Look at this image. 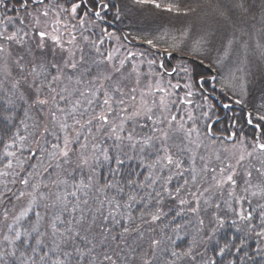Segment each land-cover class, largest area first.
I'll return each instance as SVG.
<instances>
[{"label": "snow or ice", "instance_id": "obj_1", "mask_svg": "<svg viewBox=\"0 0 264 264\" xmlns=\"http://www.w3.org/2000/svg\"><path fill=\"white\" fill-rule=\"evenodd\" d=\"M131 8L195 11L0 0V264H264V97L249 99L241 66L215 102L237 45L238 63L264 59L255 25L219 48L210 31L161 26L132 51L109 24Z\"/></svg>", "mask_w": 264, "mask_h": 264}, {"label": "trees", "instance_id": "obj_2", "mask_svg": "<svg viewBox=\"0 0 264 264\" xmlns=\"http://www.w3.org/2000/svg\"><path fill=\"white\" fill-rule=\"evenodd\" d=\"M206 0H185V5L187 7L194 8L195 11L190 13L186 17H181L178 20L175 18H170L169 14H154L153 12H150L148 10H141L136 8L128 9L125 14L122 16L121 20L116 21L112 19V14L109 13V20L115 23L120 31L122 33L128 34V43L125 41L126 45L131 48H138L140 50H144L147 46L143 45L140 41L134 40L133 37L137 35H143L145 33L152 34L154 33L158 28L161 26H175V27H191L192 29V35L195 36L196 34L203 32V31H209L207 25L205 23H209V27L211 26L212 29L218 30V32L215 34V44L217 48L221 47L223 43L226 42V38L231 34L225 32V24L220 19L219 16H216L212 14V10H210V4L211 1H217V8L219 11L223 10L229 14V17L231 20L233 18L236 20V27L237 28H244L245 31H247L251 26L254 24L255 28L253 29V34L256 38H259L261 43L264 44V34L260 33L261 25L258 22V10L260 7L257 6L256 0H245L246 7L250 9L248 15H243L241 12H238L237 10H234L231 6L236 3V0H223L222 2L220 0H209L207 3H205ZM256 4V7L254 8ZM254 9V10H253ZM3 10L0 9V12ZM140 11V13H139ZM143 11V12H141ZM254 13L255 15H253ZM8 15H13L14 13L12 11H8ZM246 16L251 17V19L245 21ZM256 16V17H255ZM255 18V19H253ZM243 21V23H241ZM205 28V29H203ZM212 30V31H213ZM211 31V30H210ZM239 35V33H237ZM247 39V37H245ZM140 43V44H138ZM253 47H254V41H251ZM237 52H239V45L236 46V51H234L233 56L230 60L226 61L224 66L219 69L220 75L217 77V84H216V93L218 96V100L221 102V100L224 99L222 94H220L219 89V82L220 80L228 76L229 71H235L237 67H243L244 71L242 73H238V75H247L248 79V90H249V99L255 101L256 103L261 102V97H264V59H261L259 56V51H249V63L246 64H240L237 62ZM243 52H239L240 60H243ZM168 63L175 64L176 59L175 57L172 58L170 61H167ZM199 71L207 72L206 68H197ZM249 70H255V74L251 73ZM260 70L262 72L260 73ZM218 104V101H215ZM219 105V104H218ZM219 115L221 116V120L219 123L215 124V127L217 128H223L227 124V114L225 117V111L221 110L219 112Z\"/></svg>", "mask_w": 264, "mask_h": 264}, {"label": "rangeland", "instance_id": "obj_3", "mask_svg": "<svg viewBox=\"0 0 264 264\" xmlns=\"http://www.w3.org/2000/svg\"><path fill=\"white\" fill-rule=\"evenodd\" d=\"M209 0H206L205 1V3H207ZM221 2L223 1V0H220ZM228 1H230V0H228ZM257 1V6L258 7H260L259 9H257L259 12H258V15H257V18H258V22H259V24L261 25V27H262V23H261V11H260V9H261V0H256ZM217 2V1H216ZM215 1H211V4H210V10H212V14H214V15H216V16H219L220 17V19L224 22V24L226 25L225 26V32H226V34L227 33H231L232 31H233V24H235L236 25V20L233 18V20H231L230 19V17H229V14H227L225 11H224V9L223 10H221V11H219V9L217 8L218 6H217V3H216ZM252 5H255L254 6V8L256 7V4L254 3V4H252ZM245 6H246V4H245ZM254 10V9H253ZM141 12H143V11H141ZM220 12H225L226 14H227V17H228V19H225V17H223V16H221L220 15ZM239 12V11H238ZM139 13H140V11H139ZM253 15H255L254 13H252ZM248 15V14H247ZM251 17L252 16H250V17H248V16H246V20L245 21H247V20H249V19H251ZM256 17V16H255ZM205 24H208L207 25V27H208V29H209V31L210 32H212L213 34H214V36H215V34L218 32V30H213L212 29V27L210 26L209 27V23H205ZM203 29H205V28H203ZM213 30V31H212ZM215 40H217V38H215ZM124 43H125V41H123ZM126 44V43H125ZM128 48H130L132 51H137V50H140V49H138V48H131V47H129V46H127ZM144 71H147V69H146V67L143 69ZM251 73H254L255 74V70H249ZM262 72V70H260V73ZM264 73V71L262 72V74Z\"/></svg>", "mask_w": 264, "mask_h": 264}, {"label": "flooded vegetation", "instance_id": "obj_4", "mask_svg": "<svg viewBox=\"0 0 264 264\" xmlns=\"http://www.w3.org/2000/svg\"><path fill=\"white\" fill-rule=\"evenodd\" d=\"M109 24L112 25L113 27H115V28L118 30V34H121V33H122V32L120 31L119 27H118L115 23H113L112 21L109 20ZM227 114L230 115V113H227ZM227 114L225 113L224 117H225Z\"/></svg>", "mask_w": 264, "mask_h": 264}, {"label": "water", "instance_id": "obj_5", "mask_svg": "<svg viewBox=\"0 0 264 264\" xmlns=\"http://www.w3.org/2000/svg\"><path fill=\"white\" fill-rule=\"evenodd\" d=\"M140 44V43H139Z\"/></svg>", "mask_w": 264, "mask_h": 264}]
</instances>
